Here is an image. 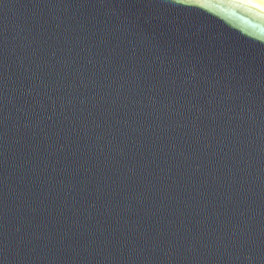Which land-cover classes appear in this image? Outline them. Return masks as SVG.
Masks as SVG:
<instances>
[{"label":"water","instance_id":"1","mask_svg":"<svg viewBox=\"0 0 264 264\" xmlns=\"http://www.w3.org/2000/svg\"><path fill=\"white\" fill-rule=\"evenodd\" d=\"M0 264H264V2L0 0Z\"/></svg>","mask_w":264,"mask_h":264},{"label":"bare ground","instance_id":"2","mask_svg":"<svg viewBox=\"0 0 264 264\" xmlns=\"http://www.w3.org/2000/svg\"><path fill=\"white\" fill-rule=\"evenodd\" d=\"M261 1H263V2H264V0H261Z\"/></svg>","mask_w":264,"mask_h":264}]
</instances>
